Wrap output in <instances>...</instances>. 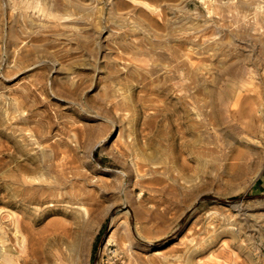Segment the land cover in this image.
Returning <instances> with one entry per match:
<instances>
[{"label": "rangeland", "instance_id": "374dc122", "mask_svg": "<svg viewBox=\"0 0 264 264\" xmlns=\"http://www.w3.org/2000/svg\"><path fill=\"white\" fill-rule=\"evenodd\" d=\"M0 264H264V0H0Z\"/></svg>", "mask_w": 264, "mask_h": 264}, {"label": "trees", "instance_id": "16d2710c", "mask_svg": "<svg viewBox=\"0 0 264 264\" xmlns=\"http://www.w3.org/2000/svg\"><path fill=\"white\" fill-rule=\"evenodd\" d=\"M253 197V195H245L244 196V198H246V199H250V198H252ZM214 197H211V196H207V197H205V199H207V200H211V199H213ZM237 199H239V197H232V198H229V199H223V198H221V199H216V200H219V201H221V202H231V201H235V200H237ZM106 224H107V222H106ZM106 224H105V226L103 227V230H104V228L106 227ZM101 234H99V236H100ZM98 239H99V237H98Z\"/></svg>", "mask_w": 264, "mask_h": 264}, {"label": "bare ground", "instance_id": "6f19581e", "mask_svg": "<svg viewBox=\"0 0 264 264\" xmlns=\"http://www.w3.org/2000/svg\"><path fill=\"white\" fill-rule=\"evenodd\" d=\"M152 158V157H151ZM139 166H137V168H138ZM139 170V169H138ZM121 212V211H120ZM84 214V213H83ZM79 217H81V215L79 216ZM81 219V218H80ZM86 224V223H85ZM118 225V223L117 222H115L114 223V226L116 227ZM115 229V228H114ZM63 234V233H62ZM82 236V235H81ZM109 236V235H108ZM76 238V237H75ZM80 239H82V237L80 238ZM73 240H75V239H73ZM111 240V236H109V238H108V242ZM79 241V240H78ZM80 241H82V240H80ZM79 241V242H80ZM81 243V242H80ZM76 245V244H75ZM74 245V246H75ZM75 247H77V246H75ZM157 253V252H156ZM157 255H160V253L158 252V254Z\"/></svg>", "mask_w": 264, "mask_h": 264}]
</instances>
